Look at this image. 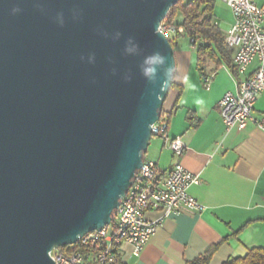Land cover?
I'll list each match as a JSON object with an SVG mask.
<instances>
[{
  "label": "water",
  "instance_id": "1",
  "mask_svg": "<svg viewBox=\"0 0 264 264\" xmlns=\"http://www.w3.org/2000/svg\"><path fill=\"white\" fill-rule=\"evenodd\" d=\"M176 1L0 0V264H55L112 220L173 81Z\"/></svg>",
  "mask_w": 264,
  "mask_h": 264
},
{
  "label": "crops",
  "instance_id": "2",
  "mask_svg": "<svg viewBox=\"0 0 264 264\" xmlns=\"http://www.w3.org/2000/svg\"><path fill=\"white\" fill-rule=\"evenodd\" d=\"M256 66L252 60L239 73L235 66L207 60L204 74L196 69L185 82L173 80L175 98L163 105L166 112L176 105L166 135L180 136L186 148L178 156L156 136L143 157L155 163L158 180L165 178L176 161L199 175L200 182L190 185L187 192L204 209L162 218L138 255L132 253L131 244L122 243L116 255L123 263L184 264L214 249L209 264H222L252 248L264 249V130L249 120L242 129L226 131L217 104L226 91H236L238 82ZM203 75L211 76L209 89L203 88ZM263 115L264 92L252 110L254 118ZM147 217L157 219L159 212L148 211Z\"/></svg>",
  "mask_w": 264,
  "mask_h": 264
},
{
  "label": "built area",
  "instance_id": "3",
  "mask_svg": "<svg viewBox=\"0 0 264 264\" xmlns=\"http://www.w3.org/2000/svg\"><path fill=\"white\" fill-rule=\"evenodd\" d=\"M229 6L233 22L224 32L227 46L233 50L232 61L236 69L244 72L252 60L257 61L254 72L240 80L236 91H226L218 101L221 120L228 131L244 128L247 121L264 130V115L254 118L252 110L259 94L264 92V0H224ZM218 26L217 21H214ZM159 30L170 41L172 36L183 33L165 18ZM203 88L209 89L211 76L201 78ZM166 123L159 120L151 126V134L160 136L168 148L180 156L186 148L180 136L168 138ZM199 175L185 169L176 161L165 178L157 179L155 163L143 159L142 165L120 199L112 220L104 226L86 232L69 244L72 252L53 248L49 256L55 264H110L122 243L132 246L138 255L147 241L154 235L160 220L182 212H201L204 206L197 202L187 189L200 181ZM158 211L159 218L151 220L148 211Z\"/></svg>",
  "mask_w": 264,
  "mask_h": 264
},
{
  "label": "trees",
  "instance_id": "4",
  "mask_svg": "<svg viewBox=\"0 0 264 264\" xmlns=\"http://www.w3.org/2000/svg\"><path fill=\"white\" fill-rule=\"evenodd\" d=\"M213 7V0H177L165 16V20L176 28H184L183 33H186L187 36L190 37L192 44L197 40L201 41V44L198 45L196 50V69L200 75L204 74L207 60L213 61L216 65L225 63L228 67L234 68L231 60L232 51L225 42L224 32L221 31L214 22ZM180 34L181 33L176 34V36L170 40L172 47ZM174 86H176V84L172 81L170 88ZM178 86L177 89L180 93L182 87L180 85ZM175 106L168 112L162 107L159 122H165L166 129L170 117L169 115H171ZM114 215L115 214H113V218ZM61 250L70 253L73 248L65 245L61 247ZM213 250L214 249H210L196 258L186 261L184 264H209ZM110 264L125 263L115 255L114 260ZM222 264H264V249L252 248L243 256L228 259Z\"/></svg>",
  "mask_w": 264,
  "mask_h": 264
},
{
  "label": "rangeland",
  "instance_id": "5",
  "mask_svg": "<svg viewBox=\"0 0 264 264\" xmlns=\"http://www.w3.org/2000/svg\"><path fill=\"white\" fill-rule=\"evenodd\" d=\"M213 16L218 23V27L221 31L225 30L233 22V17L229 6L224 2V0H213ZM176 35L172 36V39ZM171 39V40H172ZM201 44L200 40H197L192 44L190 37L186 33H181L178 35L176 42L173 44V52L175 58V69L173 74L174 81L185 82L189 77H192L196 74V50L198 45ZM176 90L170 89L167 93L165 101L163 102L164 106H167L172 99L175 98ZM156 136H152L151 142H153ZM149 154L146 153V156Z\"/></svg>",
  "mask_w": 264,
  "mask_h": 264
},
{
  "label": "clouds",
  "instance_id": "6",
  "mask_svg": "<svg viewBox=\"0 0 264 264\" xmlns=\"http://www.w3.org/2000/svg\"><path fill=\"white\" fill-rule=\"evenodd\" d=\"M14 13H15V9L13 10V14H14ZM158 59H159V57L153 58L152 62L155 63V62H157ZM152 71H154L153 68H148V69H147V72H152Z\"/></svg>",
  "mask_w": 264,
  "mask_h": 264
}]
</instances>
